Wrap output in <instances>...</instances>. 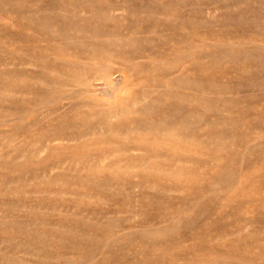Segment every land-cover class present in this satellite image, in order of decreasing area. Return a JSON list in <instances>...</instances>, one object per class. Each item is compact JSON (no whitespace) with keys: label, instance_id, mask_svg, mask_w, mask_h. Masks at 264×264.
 <instances>
[{"label":"rangeland","instance_id":"1","mask_svg":"<svg viewBox=\"0 0 264 264\" xmlns=\"http://www.w3.org/2000/svg\"><path fill=\"white\" fill-rule=\"evenodd\" d=\"M0 264H264V0H0Z\"/></svg>","mask_w":264,"mask_h":264}]
</instances>
